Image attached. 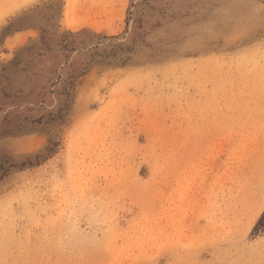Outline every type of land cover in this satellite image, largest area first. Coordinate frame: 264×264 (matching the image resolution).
I'll return each mask as SVG.
<instances>
[{
  "label": "rangeland",
  "instance_id": "1",
  "mask_svg": "<svg viewBox=\"0 0 264 264\" xmlns=\"http://www.w3.org/2000/svg\"><path fill=\"white\" fill-rule=\"evenodd\" d=\"M5 158L0 264H264V0H0Z\"/></svg>",
  "mask_w": 264,
  "mask_h": 264
},
{
  "label": "trees",
  "instance_id": "2",
  "mask_svg": "<svg viewBox=\"0 0 264 264\" xmlns=\"http://www.w3.org/2000/svg\"><path fill=\"white\" fill-rule=\"evenodd\" d=\"M68 95L69 92H66ZM43 157L41 156H37L36 160L40 161L42 160ZM27 164L31 165L32 162H28V163H23L20 167H24ZM19 167L16 163H14V161L12 159H2L0 160V180L5 178L14 168ZM260 229H264V214L263 216L260 218V220L257 223V226L255 227V231H258Z\"/></svg>",
  "mask_w": 264,
  "mask_h": 264
}]
</instances>
